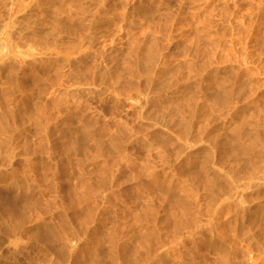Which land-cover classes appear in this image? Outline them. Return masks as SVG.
<instances>
[{"label": "rangeland", "instance_id": "374dc122", "mask_svg": "<svg viewBox=\"0 0 264 264\" xmlns=\"http://www.w3.org/2000/svg\"><path fill=\"white\" fill-rule=\"evenodd\" d=\"M0 66V264H264V0H0Z\"/></svg>", "mask_w": 264, "mask_h": 264}, {"label": "bare ground", "instance_id": "6f19581e", "mask_svg": "<svg viewBox=\"0 0 264 264\" xmlns=\"http://www.w3.org/2000/svg\"><path fill=\"white\" fill-rule=\"evenodd\" d=\"M41 33V32H40ZM43 47H44V45H43ZM137 52V51H136ZM116 54H114L113 56H115ZM116 58H117V55H116ZM143 58H145V57H143ZM147 59V58H146ZM105 60V59H104ZM136 60H138V59H136ZM117 61L118 60H116V61H114V65H113V67H115L116 66V64H117ZM2 64V63H1ZM3 65H5L4 63H3ZM6 66V65H5ZM0 67H2V66H0ZM112 67V68H113ZM111 68V69H112ZM115 70V69H114ZM4 71V70H3ZM96 73V72H95ZM219 100H222L221 98H219ZM242 134V133H241ZM239 136V135H238ZM242 136V135H241ZM240 137V136H239ZM81 140V139H80ZM83 141V140H82ZM235 144H237L238 145V143L237 142H235ZM234 144V145H235ZM240 145V144H239ZM240 146H242V145H240ZM244 146V145H243ZM242 146V147H243ZM236 147V146H235ZM241 148V147H240ZM242 149V148H241ZM234 150H235V148H234ZM243 150V152H244V150H246V148L245 149H242ZM246 152V151H245ZM205 154H208V153H204V155ZM243 154V153H242ZM240 155V154H239ZM246 154L244 153V156H245ZM207 156V155H206ZM242 157V156H241ZM243 158H245V157H243ZM206 160H208V158L206 159ZM247 162V161H246ZM250 162V161H249ZM246 164V163H245ZM203 165H204V163H203ZM215 178V177H214ZM218 178V177H217ZM216 178V180H217V183H219V184H221L222 182H219L220 180H219V178L217 179ZM225 180V179H224ZM214 182H216L215 180H213ZM222 181H223V179H222ZM225 182V181H224ZM224 182H223V184H224ZM216 183V184H217ZM213 184H215V183H213L212 182V185ZM221 187H223V185H220ZM225 186H227V185H225ZM220 187V188H221ZM225 188H227V187H223V189H225ZM222 189V188H221ZM212 190V189H211ZM7 205V204H6ZM12 205V204H11ZM9 207H7L6 209H5V211L4 212H6V214L8 215V217H9V219H10V221H12L13 220V222H15V224L17 223V221H18V219H21V217H20V213L19 212H21V211H18L15 207H13V206H10V204L8 205ZM253 213V212H252ZM256 213V212H255ZM18 214H20L19 216H18ZM21 221V220H20ZM182 223V222H181ZM7 226V225H6ZM3 227V226H2ZM47 227V226H46ZM7 228V227H6ZM6 228H5V226H4V228H3V230L5 229L6 230ZM48 228V227H47ZM47 228H45V227H43V226H41L40 227V230L38 231V233L39 232H45V234H46V236H47V234L49 235L50 233H48L47 231H48V229ZM8 229V228H7ZM9 229H10V227H9ZM46 230V231H45ZM37 233V234H38ZM41 234V233H40ZM44 235V234H43ZM51 235V234H50ZM53 235V234H52ZM45 236V237H46ZM36 237L38 238V237H40L39 236V234L38 235H36ZM44 236H41V238H38L37 240H40L41 241V239H45V238H43ZM46 241V240H45ZM44 242V241H43ZM47 242V241H46ZM49 242V241H48ZM46 244V243H45ZM48 244V243H47ZM51 244V243H50ZM61 247V246H60ZM63 248V247H62ZM62 250V249H61ZM63 253V252H62ZM111 253V252H110ZM110 253H108L107 252V254H110ZM112 254V253H111ZM110 254V255H111ZM61 256V255H60ZM104 256V255H103ZM104 258V257H103ZM108 258V257H107ZM106 260V259H105ZM93 264H97V263H93Z\"/></svg>", "mask_w": 264, "mask_h": 264}]
</instances>
